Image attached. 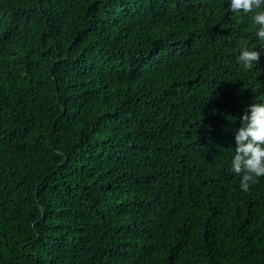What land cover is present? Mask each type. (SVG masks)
<instances>
[{
	"label": "trees",
	"instance_id": "obj_1",
	"mask_svg": "<svg viewBox=\"0 0 264 264\" xmlns=\"http://www.w3.org/2000/svg\"><path fill=\"white\" fill-rule=\"evenodd\" d=\"M229 13L0 0V264H264V176L231 167L264 41Z\"/></svg>",
	"mask_w": 264,
	"mask_h": 264
},
{
	"label": "clouds",
	"instance_id": "obj_2",
	"mask_svg": "<svg viewBox=\"0 0 264 264\" xmlns=\"http://www.w3.org/2000/svg\"><path fill=\"white\" fill-rule=\"evenodd\" d=\"M226 3L230 13L220 16L225 27L238 35L242 32L239 18L248 15L256 26V36L264 41V0H226ZM233 20L234 25H226V21ZM260 56L261 49L245 45L241 47L238 59L245 68H251L259 62ZM231 167L234 173L240 175V187L245 191L255 178L264 176V100L258 99L257 103L245 106L239 125L234 129Z\"/></svg>",
	"mask_w": 264,
	"mask_h": 264
}]
</instances>
